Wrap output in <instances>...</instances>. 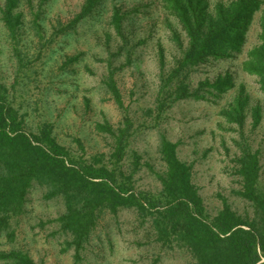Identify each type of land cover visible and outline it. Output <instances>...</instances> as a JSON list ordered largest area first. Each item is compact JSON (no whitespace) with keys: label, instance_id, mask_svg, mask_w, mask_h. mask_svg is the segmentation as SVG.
<instances>
[{"label":"trees","instance_id":"obj_1","mask_svg":"<svg viewBox=\"0 0 264 264\" xmlns=\"http://www.w3.org/2000/svg\"><path fill=\"white\" fill-rule=\"evenodd\" d=\"M48 1L3 0L0 5V19L20 69L30 63L18 46L23 26L32 29L37 37L39 58L48 45L74 32L84 19L96 16L107 0H83L79 11L69 19L57 18L46 36L40 20ZM157 4L174 18L184 38L181 32L171 29L178 55L170 67H165L161 53L155 106L148 109L155 124L177 101L218 97L233 85L230 74L214 80L206 77L193 85L192 77L199 68L215 60H233L240 55V69L255 77L264 94V0H157ZM22 5L31 14L28 21ZM136 11L113 3L107 25L114 35L110 31L106 35L108 40L114 37L121 43L115 50L108 47L107 57L100 59L106 66L100 86L123 110L126 106L115 73L122 66L120 57L125 64L131 62L134 45H129L125 21ZM253 25L256 40L246 45ZM78 59L77 54L67 55L61 67ZM17 81L16 78L7 85L0 75V237L5 238L1 242L0 264H37L26 249L15 244L16 229L27 213L33 188L40 190L43 200L61 203L63 208L56 216L41 218L36 224L40 231L49 230L60 252H70L77 264L87 260L92 240L100 238L97 226L106 227L107 217L123 235L119 225L123 213L133 215V237L129 242L151 255L149 264L160 263L163 254L182 257L180 264H264L261 148L254 147L252 138L262 113L260 107L251 109L253 121L246 130V96L238 95L217 111L228 124L220 122V128L236 133L232 136L233 151L224 144L227 157L222 171L235 184L230 192L241 208L217 193L220 204L211 209L193 181L194 162L178 154V141L160 133L156 145L158 163L142 160L143 156L130 148L131 137L138 129L129 115L124 114L119 124L104 117L94 121L93 127L108 140L110 152L88 158L80 137H73L75 151L58 141L51 122L30 123V111L17 100ZM143 166L156 181V188L136 187L134 175Z\"/></svg>","mask_w":264,"mask_h":264},{"label":"rangeland","instance_id":"obj_2","mask_svg":"<svg viewBox=\"0 0 264 264\" xmlns=\"http://www.w3.org/2000/svg\"><path fill=\"white\" fill-rule=\"evenodd\" d=\"M37 1L34 0V3ZM82 1L46 2L40 20L45 35L51 33L52 24L57 18L65 21L78 12ZM113 3L121 4L129 11L137 9L125 21L129 45H134L131 62L125 64L123 57H120L122 66L115 73L126 110L118 108L100 86L106 72L105 63L100 59L107 57L108 47L115 50L116 45L121 43L114 37L108 40L106 35L107 31L114 35L107 25ZM2 4L3 0H0ZM20 8L24 9V19L28 21L31 14L23 5ZM99 10L96 16L80 22L74 32L62 35L41 50L39 58L37 37L32 29L23 26L18 46L30 62L23 69L18 68L17 59L11 54L10 38L0 19V75L7 85L18 79L15 93L17 100L24 104L23 109L30 111V123L36 125L41 121L51 122L58 141L75 151L77 146L73 137H80L85 145V156L90 158L98 152H110L108 140L94 131V121L106 117L112 123L119 124L123 115L128 114L138 129L131 137L130 148L136 149L143 156L142 160L157 164L156 145L159 134L164 133L172 141H178V154L183 160L194 162L193 181L212 209L220 204L217 193L234 200L230 188L235 185L222 171V167L227 157L224 144L233 151L232 136L236 133L220 128V122L223 126L228 124L218 117L217 111L238 95L246 96L248 116L245 129L251 127L253 107H260L262 113L252 138L254 147L261 148L260 182L264 184V94L259 91L255 77L240 69L241 56L233 60H215L199 68L192 77L195 85L206 77L214 80L220 75L230 74L233 85L225 93L218 97L207 95V98L200 100H179L155 124L153 114L148 109L155 106L160 57L163 54L165 67H170L174 56L178 55L171 39V29L181 32L183 38L184 33L174 18L161 10L157 0H107ZM248 34L246 45L256 40L254 25ZM75 54L79 55L77 62L66 68L61 67L67 55ZM125 161L128 163L127 157ZM134 178L137 188H156V181L144 166ZM234 203L241 208L240 201L234 200ZM62 208L60 202L43 200L38 188H33L29 193L27 213L17 226L15 244L26 249L37 264H77L73 262L70 252H60L56 240L48 235L49 230L40 231L36 224L41 218L56 216ZM119 221L123 235L117 232L116 223L108 217L106 227L97 226L96 233L100 238L92 240L87 260L79 264L150 263V254L129 242L133 237L130 224L133 215L123 213ZM2 241H5L4 237H0V248ZM163 255L158 264H180L182 260V257L173 254Z\"/></svg>","mask_w":264,"mask_h":264}]
</instances>
